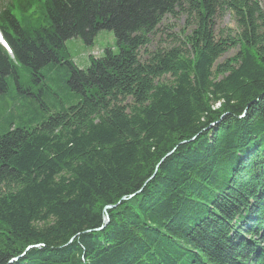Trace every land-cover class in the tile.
<instances>
[{
	"label": "trees",
	"instance_id": "trees-1",
	"mask_svg": "<svg viewBox=\"0 0 264 264\" xmlns=\"http://www.w3.org/2000/svg\"><path fill=\"white\" fill-rule=\"evenodd\" d=\"M0 32V264H264L259 0H0ZM52 68L68 102L26 126Z\"/></svg>",
	"mask_w": 264,
	"mask_h": 264
},
{
	"label": "rangeland",
	"instance_id": "rangeland-1",
	"mask_svg": "<svg viewBox=\"0 0 264 264\" xmlns=\"http://www.w3.org/2000/svg\"><path fill=\"white\" fill-rule=\"evenodd\" d=\"M262 8H264V0H259ZM38 10V6H34V11ZM184 19H174L166 17L163 24L169 25L167 31H178L182 26ZM174 25V26H172ZM163 27V25L161 26ZM217 27H232L235 28V23L229 14L224 15L221 19H217ZM165 31V32H167ZM165 36V34H163ZM66 53L71 61L74 62L79 68H86L89 65L91 58H99L102 56L105 49H110L112 52L117 53L118 47L116 39L111 31L101 30L95 36L91 46L85 45L80 38H70L65 43ZM231 51L228 55H231ZM61 75L60 69H51L45 71V79L41 84L34 86L32 95H25L24 99H19L15 103L17 106V112L21 115L23 124L30 126L29 112L35 111L37 117L33 120H41L46 114V108L48 110L59 109L61 104H67L68 100L65 99L66 95L63 93L61 86ZM22 79L27 80V75L21 72ZM73 103V101H71ZM1 115L5 113V107L0 102ZM17 123L20 124L19 120Z\"/></svg>",
	"mask_w": 264,
	"mask_h": 264
},
{
	"label": "water",
	"instance_id": "water-1",
	"mask_svg": "<svg viewBox=\"0 0 264 264\" xmlns=\"http://www.w3.org/2000/svg\"><path fill=\"white\" fill-rule=\"evenodd\" d=\"M106 208H109V206H107ZM107 220H108V216L105 215V217H104V221L107 222ZM14 259H15V258H13V260H14Z\"/></svg>",
	"mask_w": 264,
	"mask_h": 264
}]
</instances>
